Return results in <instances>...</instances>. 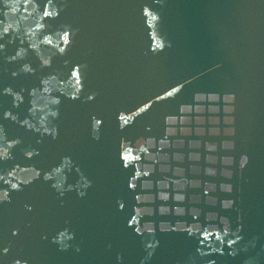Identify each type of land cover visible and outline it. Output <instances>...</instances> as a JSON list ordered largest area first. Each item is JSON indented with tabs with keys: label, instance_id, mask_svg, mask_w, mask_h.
I'll return each mask as SVG.
<instances>
[{
	"label": "water",
	"instance_id": "water-1",
	"mask_svg": "<svg viewBox=\"0 0 264 264\" xmlns=\"http://www.w3.org/2000/svg\"><path fill=\"white\" fill-rule=\"evenodd\" d=\"M0 264H264V0H0Z\"/></svg>",
	"mask_w": 264,
	"mask_h": 264
}]
</instances>
